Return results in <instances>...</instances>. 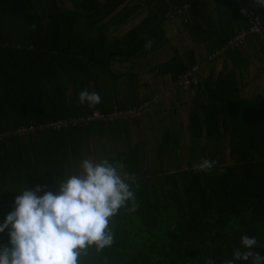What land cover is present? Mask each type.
Segmentation results:
<instances>
[{
  "label": "trees",
  "instance_id": "16d2710c",
  "mask_svg": "<svg viewBox=\"0 0 264 264\" xmlns=\"http://www.w3.org/2000/svg\"><path fill=\"white\" fill-rule=\"evenodd\" d=\"M70 1L73 8L59 10L54 0H0V224L21 191L46 185L44 192L55 193L57 181L77 174L94 123L107 122L60 129L50 123L124 108L102 98L94 108L82 105L78 94L88 90L102 97L104 79L120 77L112 69L116 59L168 42L161 23L175 10L163 0L155 2L158 14L151 12L121 36L107 33L111 22L129 21L140 0ZM182 24L191 31L189 20ZM192 63L174 50L155 67L177 82ZM238 91L232 73L223 72L197 92L189 112L193 143L186 168L173 169L172 160H165L179 141L169 135L157 147L151 175L136 148L101 159L116 169L121 165L135 200L109 220L113 244L100 251L90 247L78 264H227L234 251L248 250L241 244L244 235L256 238L252 251L264 256V101L241 98ZM197 139L205 141L204 159L214 161L208 172L195 170L202 162L193 157ZM224 147L230 163L221 162ZM8 231L0 233V248L11 247Z\"/></svg>",
  "mask_w": 264,
  "mask_h": 264
},
{
  "label": "crops",
  "instance_id": "0c3cea01",
  "mask_svg": "<svg viewBox=\"0 0 264 264\" xmlns=\"http://www.w3.org/2000/svg\"><path fill=\"white\" fill-rule=\"evenodd\" d=\"M140 1L142 5L139 12L129 21L139 14L143 17L142 20L149 17L151 12L158 14L155 5L157 0ZM163 2L175 10L166 14V16L173 14V17L169 15L161 23L168 42L161 47L140 53L142 57L140 61H131V58L116 59L112 63V69L119 73L120 77L116 82L104 79L105 93L101 97L102 103L118 102L125 107L146 100L148 110L135 118L118 119L111 123H94L91 133V154L101 152L99 160L108 155L106 154L108 146H116L119 150L111 148V151L116 150V153L136 148L146 163L144 166L146 170L147 161L150 159L157 161V147L167 135L178 137L180 147L173 155L167 151L168 156L166 155L165 160H179L183 157L189 160L191 134L188 124L192 101L206 83L217 80L223 72L232 73L241 98L260 97L264 101V44L259 35L247 36L240 48L225 47L235 31L245 25L235 1L198 0L191 7V11L189 9L184 15L176 14L182 0ZM259 15L264 22V5L261 6ZM188 20L191 22V31L182 24ZM174 50L187 59L191 58L193 61L191 66L198 65L200 68L195 80L186 88L171 81L169 75L161 74L159 67H155L167 61ZM165 53L167 55L164 57ZM113 130L117 132L113 133ZM111 134L115 137V143L111 140ZM187 143L189 145L185 152L183 146Z\"/></svg>",
  "mask_w": 264,
  "mask_h": 264
},
{
  "label": "clouds",
  "instance_id": "9594fccd",
  "mask_svg": "<svg viewBox=\"0 0 264 264\" xmlns=\"http://www.w3.org/2000/svg\"><path fill=\"white\" fill-rule=\"evenodd\" d=\"M258 3L264 5V0ZM145 47L150 48L151 41ZM78 102L94 108L101 96L82 90ZM213 165L214 161L204 159L195 170L208 172ZM82 169V174L56 180L55 193L44 192L46 185H37L15 197L14 210L0 224V233L9 230L11 245L0 248V264H78L90 247L100 251L113 244L109 220L135 200L134 192L107 159L96 163L85 159ZM40 192L44 194L37 195ZM241 244L248 250L234 251L227 264L250 258L252 264H264V256L252 251L258 244L255 237L244 235ZM207 264L214 262L208 260Z\"/></svg>",
  "mask_w": 264,
  "mask_h": 264
},
{
  "label": "built area",
  "instance_id": "2783aa9c",
  "mask_svg": "<svg viewBox=\"0 0 264 264\" xmlns=\"http://www.w3.org/2000/svg\"><path fill=\"white\" fill-rule=\"evenodd\" d=\"M198 0H183L181 7L176 11V14L184 15ZM238 4V12L245 20V25L239 27L235 33L226 42V48H240L246 41L247 36L257 34L264 44V22L259 15L261 4L258 0H233ZM173 17V14L167 16ZM212 57V56H211ZM200 68L198 65H192L181 73L178 77L177 83L181 87H187L191 81L195 80L196 74ZM148 110V102L140 101L136 105L127 106L124 108L114 107L110 111L93 110V112L84 115L72 117L69 119H61L51 122L50 125L60 129L69 125L87 124L88 122L103 120L106 122H114L118 119L126 120L130 118L139 117L143 112Z\"/></svg>",
  "mask_w": 264,
  "mask_h": 264
},
{
  "label": "rangeland",
  "instance_id": "374dc122",
  "mask_svg": "<svg viewBox=\"0 0 264 264\" xmlns=\"http://www.w3.org/2000/svg\"><path fill=\"white\" fill-rule=\"evenodd\" d=\"M55 1V4H56V6H57V8L59 9V10H64L65 8H73L74 7V5L72 4V2L70 1V0H54ZM142 16L139 14V15H137L132 21H128L127 23H123V24H119V23H116V22H111V25H110V27L108 28V30H107V33L108 34H116V35H118V36H121V35H123L126 31H127V29L131 26V25H133V24H136V23H138V22H140L141 20H142ZM175 42V41H174ZM178 42H181V41H178ZM178 46H180L178 43H176ZM167 51V50H166ZM167 54L165 53L164 54V57L166 56ZM142 57H141V55L139 56V55H136V56H134L133 58H131V61L132 60H134V61H140V59H141ZM129 65H125V67H128ZM147 118V117H146ZM147 120H149L148 118H147ZM107 130V132L109 131L108 129H106ZM117 132V130H113V133H116ZM112 136V138H111V140L113 141V143H115L114 142V140H115V137H114V135L113 134H111ZM92 140V139H91ZM197 142H196V144H197V146H196V148H195V152L197 153L195 156H193V157H195V158H197V164L200 162V161H202L203 159H204V151H203V147H204V144H205V141L204 140H199V139H197L196 140ZM91 142L92 141H90V143L89 144H83L82 145V147H83V150H82V158L78 161V164H77V174H82L83 173V169H82V162L85 160V159H87V160H90V161H93L94 163H96V162H99L100 160H99V154L101 153H92L91 154ZM112 143V144H113ZM193 143V141L191 140V144ZM87 145V146H86ZM188 143L187 144H184V146H183V148L185 149V152H187V148H188ZM95 147V146H94ZM96 147H97V145H96ZM109 148V150H106L107 152H106V154H110V155H115L116 154V150H119V149H117V147L116 146H114L113 145V147L112 146H108ZM179 147L180 146H178V143H177V146H176V151H178L179 150ZM111 148H115L116 150H113V151H111ZM100 150H102L101 149V147H100ZM183 151V150H182ZM221 162L222 163H230L231 162V160H230V157H229V155H228V151H227V148L226 147H224L223 148V150H222V153H221ZM190 159V158H189ZM186 158L185 157H183V158H181V159H179V160H172V162H171V166H172V168L174 169V168H186V165H187V163H186ZM119 169H118V173L122 176V178H125L126 177V173L121 169V167L119 166L118 167ZM155 170H156V163H155V161L153 160V159H150L149 161H147V166H146V174L147 175H151L152 173H154L155 172ZM259 229H260V232H261V237H263L264 236V234H263V228H262V226L260 225L259 226ZM263 241V244H264V240H262Z\"/></svg>",
  "mask_w": 264,
  "mask_h": 264
}]
</instances>
